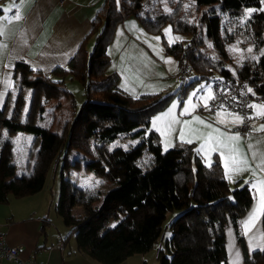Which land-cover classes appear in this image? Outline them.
Here are the masks:
<instances>
[{
    "label": "trees",
    "instance_id": "trees-1",
    "mask_svg": "<svg viewBox=\"0 0 264 264\" xmlns=\"http://www.w3.org/2000/svg\"><path fill=\"white\" fill-rule=\"evenodd\" d=\"M263 1L192 0L196 10L202 12L200 21L205 37L222 57L226 56V52L216 6L225 14L238 13L243 8L254 9L248 18L249 27L262 38L261 45L264 46ZM142 3L143 0H103L92 19L90 33L69 60L68 68L56 67L52 72L69 71L71 77L86 82L87 97L75 122L83 125L82 133L89 131L95 136V125L103 123L104 130L96 140H104V143L118 136H141V146L149 153L150 162L144 166L129 162L122 177L105 192L100 205H92L91 196L74 185L67 191L62 172L57 211L64 224L70 227L77 249L99 264H121L133 254L149 251L155 244H159L157 264H228L224 213L228 214L234 227L245 264H264V244L262 249L249 254L239 233V218L252 201L248 186L230 191L218 169V160H214L209 167L205 166L194 144L190 143L176 142L172 148L163 150L158 134L148 129L152 116L164 109L178 91L131 96L116 87L118 76L115 73H105L109 63L106 51L115 26L125 17L136 15L142 28L148 32L158 34L161 25L170 23L174 32L187 36L188 39L163 45L179 64H189L191 72L197 76L193 80L204 78L215 81L229 75L230 71L225 69L223 61L210 56L203 48L194 25L159 10L156 14L144 13L141 17ZM92 35L93 48L88 51L86 40ZM15 69L22 72L21 85L40 86L45 93H54L58 98L64 94L72 104L70 94L61 86L62 81H54L23 62H17ZM236 73L246 78L254 86L256 95L264 100V52L257 65L243 63ZM193 80L181 82L178 89L183 91ZM71 107L74 109L73 105ZM68 125L67 122V128ZM22 129L39 138L40 151L31 173L26 176H16L0 165V202H5L8 194L26 195L43 187L45 174L40 164L57 142V135L50 127L26 121ZM71 137L72 134L65 139L67 145ZM75 206L83 209L82 215L73 214ZM119 212H123L124 217H120ZM173 213L174 218L167 223L171 236L164 239L163 224ZM112 222L116 224L110 227ZM262 226L264 230V213Z\"/></svg>",
    "mask_w": 264,
    "mask_h": 264
},
{
    "label": "crops",
    "instance_id": "crops-1",
    "mask_svg": "<svg viewBox=\"0 0 264 264\" xmlns=\"http://www.w3.org/2000/svg\"><path fill=\"white\" fill-rule=\"evenodd\" d=\"M102 2L103 0H0V28L4 33L0 35V114L11 105L10 100L17 97V78L21 77L20 71L15 69L17 62L39 69L54 81H62L61 86L70 94V106H74V93L66 88L65 78H79L71 77L69 71H52L56 67L68 68L69 60L90 33L92 19ZM142 10L143 8L140 11L141 17L144 16ZM16 14L21 19L16 20ZM93 35L86 40V48L90 41L93 42ZM106 54L109 63L105 73H115L118 76L116 87L123 92L139 96L178 91L166 105L167 108L152 116L148 129L158 134L160 145L161 140L166 143L164 148L170 149L176 142L194 144L195 148H200L201 153L198 154V151L197 154L205 166H211L214 158L219 161L218 169L223 176L226 167L237 166L242 175L234 179V182L245 181L252 196L249 207L238 221L240 234L249 254L262 249L264 207L261 206L260 197L264 193V130H261L264 127V108L261 104L264 100L254 92L251 105L260 107L255 112L251 108V119H256L255 124L252 122V132L238 133L239 139H229L237 134L233 128L240 122L236 119L239 115L229 114L224 110L208 113L206 108L212 91L206 105H183V95L188 87L182 91L178 89L180 83L171 91L175 81L174 62L164 45L142 28L138 16L125 17L115 26ZM176 62L178 70V61ZM71 79L69 81H73ZM79 80L84 85L85 93H81L83 103L87 97V87L84 80ZM69 88L72 89L70 85ZM173 104L177 107L170 115L165 116ZM185 108L188 109L187 113L184 112ZM158 117L163 118L157 119ZM197 117L200 119L197 120ZM173 120L179 123L169 127ZM240 152L245 156L244 162L238 160ZM208 156L210 163L207 162ZM225 180L227 182L226 178ZM36 208L42 211L39 213ZM174 214L169 216L167 223L174 218ZM246 224L249 227L246 228ZM223 231L227 263L245 264L243 249L229 217ZM69 233L70 227L64 224L60 215L53 221L44 212L43 201L37 198L36 192L19 196L8 194L7 200L0 202V235L4 236L7 244L18 247L22 258L32 259L37 264H99L77 249L76 243L71 241L72 234ZM0 264L14 263L2 259Z\"/></svg>",
    "mask_w": 264,
    "mask_h": 264
},
{
    "label": "rangeland",
    "instance_id": "rangeland-1",
    "mask_svg": "<svg viewBox=\"0 0 264 264\" xmlns=\"http://www.w3.org/2000/svg\"><path fill=\"white\" fill-rule=\"evenodd\" d=\"M142 4L143 13L156 14L160 11L166 15L174 14L176 18H181V20L187 22V24L194 25L197 37H201L203 48L209 52L210 56L222 60L225 69H228L230 72H236L243 63L257 65L264 52V46L261 45L262 38L257 36L253 28L249 27L248 18L251 12L254 11L252 8H243L238 13L225 14L220 12L218 6H216L221 22V35L224 40L223 44L226 52V56L222 57L215 49L212 42L205 37L200 21L202 12L196 10L192 0H143ZM146 7L150 8L145 9ZM206 8H204V10ZM261 10H264V1L261 4ZM149 33L161 44L166 43L171 45L182 39H188L183 33L174 32L170 23L161 25L158 34ZM92 48L93 42L90 41L87 45V50L91 51ZM249 48L252 49V52L248 51ZM168 56L174 62L175 81L171 90L174 91L180 85L181 79H179L177 75L176 58L170 54H168ZM20 73L22 76L21 71ZM23 73L25 76V71ZM196 77L194 72H190L185 81L190 82ZM70 79L71 78L67 77L65 81H67L66 88L74 93V101H76L74 110H72L73 108L71 109L69 100L64 94H61L60 91H55V93H60L61 97H55L54 93H50L52 95L45 93L40 86L21 85L22 78L20 77L17 78V97L10 100L9 103L11 105H8L9 107L0 114V165L2 168H6L8 172L11 170L16 176H26L31 173L35 158L40 151L39 138L22 129L25 122L32 121L34 125L50 127V130L57 135V142L52 149L44 155L45 158H43V163L40 164L41 168L44 170L45 180L43 187L36 192L37 198H40L41 202L43 201L44 212H47L53 221L60 215L57 211V203L60 198L62 172L63 178L66 181L65 183L67 184V191H70L71 186L74 185L82 190L84 194L91 196L93 200L92 205H100L105 192L116 183L117 179L122 177L129 162H135L140 166H144L150 162L149 153L141 146V136H118L116 139L104 143V140H96V137L104 130L105 124L103 123L95 125V136L90 135L91 132L89 131H84L82 133L83 125L81 126L79 122L75 124V122L82 105L83 98L81 93H85L84 85L79 79H71L73 81H69ZM213 83L214 81L211 79L202 78L193 80L191 83L192 85L190 84L191 86H187L188 88L183 95V97H185L183 105L188 104L189 100L196 105H206L210 98ZM69 85L72 89L69 88ZM253 87L254 86H252V93L254 94L255 91ZM193 93H195V95H193ZM27 103L29 105H27ZM168 103L166 104L167 106ZM261 105L264 108V103ZM206 110H208V108H206ZM255 111L256 108H254V112ZM207 112L209 113L210 111L208 110ZM206 115L213 116L212 114ZM67 122L69 123L68 128L66 127ZM252 122L255 124L256 119H251V132ZM73 126L75 130L72 132ZM71 134L72 137L69 139L70 143L67 145L64 141L70 137ZM226 143H228V141H226ZM165 145L166 143L161 140L162 149H169L164 148ZM199 146H201V143H199ZM137 149L139 152H137ZM195 149L197 152L200 151L198 154L201 153L200 148ZM203 150L206 151V149ZM237 157L239 161H245V156L242 152H240ZM207 162H211L209 156ZM87 163L89 164L87 165ZM88 166L93 168H88ZM236 167V165H231L226 167L225 171H223L224 178L227 179L228 183H226L230 191L244 185L248 186L243 180L234 182V179L242 175V172ZM215 188L214 185L213 189ZM221 192L223 193V191ZM36 211L40 213L42 210L36 208ZM220 211L224 210L220 209ZM72 212L75 215H82L83 209L79 206H75L72 208ZM118 215L124 217L123 212H119ZM223 216L226 226L229 216L227 213H224ZM167 220H169V218ZM167 220L163 224L164 239L171 236V229L167 226ZM115 224V222H112L109 226L113 227ZM68 230L69 229L66 230V233ZM71 241L73 244L76 243L73 235H71ZM162 243H164V240ZM158 246V244H155L145 253L133 254L126 258L121 264H157L156 251Z\"/></svg>",
    "mask_w": 264,
    "mask_h": 264
},
{
    "label": "built area",
    "instance_id": "built-area-1",
    "mask_svg": "<svg viewBox=\"0 0 264 264\" xmlns=\"http://www.w3.org/2000/svg\"><path fill=\"white\" fill-rule=\"evenodd\" d=\"M63 1V0H61ZM191 72L188 63L181 62L178 68V77L183 81ZM251 89V91H249ZM253 97L252 85L246 78H242L236 72H230L228 76L221 77L212 85V95L208 103V110L216 112L224 110L227 113H235L241 117L233 131L240 134L251 132V100ZM6 260L14 264H37L32 259H24L20 256L16 245L6 243L3 235H0V260Z\"/></svg>",
    "mask_w": 264,
    "mask_h": 264
},
{
    "label": "snow or ice",
    "instance_id": "snow-or-ice-1",
    "mask_svg": "<svg viewBox=\"0 0 264 264\" xmlns=\"http://www.w3.org/2000/svg\"><path fill=\"white\" fill-rule=\"evenodd\" d=\"M5 11H7V9H5ZM15 19H16V20H19V19H21V16H20L19 14H16V15H15ZM3 34H4V33H3V29L0 28V35H3ZM248 51H249V52H252V49L249 48ZM249 91H251V89H249ZM193 95H195V93H193ZM191 103H192V101L189 100V101H188V104H191ZM176 107H177V105L173 104L172 109H169V112H168V113H165L164 115H165V116L170 115L171 112H172V110L175 109ZM249 107H251V108H257V107H260V106H258V105H249ZM184 112L187 113V112H188V109L185 108V109H184ZM162 118H163V117H158L157 119H162ZM196 119L199 120L200 118L197 117ZM236 119H237V120H241V117H240V116H236ZM249 119H251V117H249ZM175 123H179V121H176V120L171 121L170 124H169V127H172ZM201 123H203V121H201ZM208 127H211V125H208ZM261 130H264V127H262ZM239 138H240V137H239V134H238V133L235 134L234 136H230V137H229V139H239ZM181 139H183V131H181ZM189 142H190V141H189ZM245 163H246V162H245ZM254 186H255V185H254ZM260 200H261V206L264 207V193H261ZM245 227H246V228L249 227V224H246Z\"/></svg>",
    "mask_w": 264,
    "mask_h": 264
}]
</instances>
